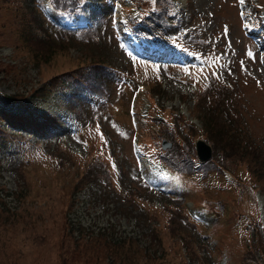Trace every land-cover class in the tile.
Segmentation results:
<instances>
[{
  "label": "rangeland",
  "instance_id": "374dc122",
  "mask_svg": "<svg viewBox=\"0 0 264 264\" xmlns=\"http://www.w3.org/2000/svg\"><path fill=\"white\" fill-rule=\"evenodd\" d=\"M142 1L146 2L145 12L153 10V0ZM164 1L167 0H160L159 3ZM120 2V0H117V5ZM261 2L264 3V0H261ZM89 4L87 9L98 10L100 12L99 17H105L108 13H111L110 6L105 0L100 2L89 1ZM134 4L135 2H133ZM174 4L178 11H181L185 16L188 15L185 4L186 7L188 4L190 13L193 15L192 20H190L192 32L194 30L195 32L198 31L202 34L203 39L213 41L214 45L222 46L225 53L238 61L235 65L238 86L235 88L233 99L241 114V133L258 147L257 153L259 156L255 158L263 170L262 180L264 182V51L247 37V28H245L240 17L241 4L239 0H175ZM160 8H163V6H160ZM130 11L132 14H136L135 10L131 9ZM128 14V10L121 8L118 10V20H126ZM37 23L40 24V19H37ZM178 27L182 28L183 25L177 24L170 27L173 29V34H176ZM124 30L123 33H126ZM0 33L2 34L0 36V69H4L0 72L1 111L18 114L19 108L12 103L9 96L17 93L27 95L51 76L66 70L68 67L70 68L71 65L74 67L79 62H87L92 57L108 62L115 68L123 67L133 75L129 76L136 78L135 80L138 79L137 81L140 80L144 84V91L139 94L137 99L140 103L142 102L141 109L149 105V100L152 98L160 106L158 108L176 110L183 119L194 122L193 135L189 138V144L193 151L195 141L202 139L212 148L211 159L214 164L221 163L219 155L213 154V147L206 141L207 136L203 133L199 111H202L206 104L203 101L197 106L198 98L194 99L192 97L196 93L192 91L198 85L196 83V86L189 85V79L191 81L196 79L197 83L201 81V78L205 79L206 72L188 69L186 72L189 74V79L187 78L188 83L185 84L170 79L174 76L175 71L178 72L171 67H148L145 64H143V67L138 65L136 67L133 64L132 67L129 58L121 50L112 30L109 33L113 46L108 45L109 48L104 44H82L79 42L67 47V45L57 41V45L64 47L62 53L58 52L51 55L49 63L35 65L30 60L31 50L20 49L22 42L18 35L20 32L8 33L6 36L5 27H0ZM189 39H192L191 34ZM41 44L36 43L35 46L38 47ZM250 51L254 52L251 53V56L249 55ZM217 62V57L213 56L209 65L216 67L220 64ZM126 65L128 66L124 67ZM112 70L117 71L116 69ZM112 70L110 68L111 72ZM163 70L167 72V76L164 75ZM242 72H245V74L250 73L253 79L245 77ZM187 73L185 75H188ZM137 81L131 83L133 90L127 87L118 92L117 89L116 93L110 96V102L98 111L100 124H94L91 126V130H87V132H84L85 135L81 134L79 138H74V132L77 130L76 123L71 122L59 110V105L62 103L60 95L57 93L51 95L45 103L38 100L32 101L31 106L37 113L50 114L62 121L61 132L63 134L61 140L63 143L60 147H51V150L47 151L45 156L29 155L31 145H19L17 143H13L7 152L0 155L1 164L4 168L0 184H5L12 193L18 191L16 195H12L6 200L7 206L12 210L15 209V211L0 210V227H6L7 229L5 232L0 231V243L8 244L2 250L4 254L2 256L11 258L15 264H54L55 249L56 252L61 251L62 248L67 247L69 241L74 243V238H77L76 235L75 237L71 233V226L75 231L79 227L86 228V230L94 233L104 232L107 243L131 238L136 243V250L142 252L149 264H152L150 263L152 261L158 263L163 258L172 260L173 258L169 259L171 253L175 255V264H183L180 257H186V248H183L182 243L191 245L190 240L195 239L194 234H198V231L199 235H203L208 243L207 248L209 251L206 250V254L202 256V260L207 256L209 257L207 264H247L244 245L248 234L245 232L244 226H247L249 213H252L253 209L250 208L247 211L249 207L245 206V196L241 204L237 203V209H235L232 207V192H214L219 189L218 185L221 183V180L216 179L219 177H213L216 172L210 174L207 191L197 192L194 188L187 193L181 210L185 219L186 209H188L186 202L191 203V208L207 209L208 215L212 217L210 225L202 226L189 219L197 225L194 233L192 228L187 225L188 223L184 222V226L182 222H179L180 231L178 235L183 236V239L179 236H171L166 230V220L171 216L165 212V205H162L156 197L147 194L145 191H138L141 189L135 184L139 180L131 153L132 135L125 137L123 135L125 130L122 133L123 128L128 129L129 127L131 129L127 115V97H130V93L136 91L135 89L139 85ZM157 84L161 85L159 90L156 87ZM108 87L104 88L103 92ZM88 108V105L85 106V110H88ZM3 126L8 127L5 123H3ZM230 126L231 130L236 133L235 128L232 125ZM98 127L103 128L110 140L105 139L106 141L103 144L101 142L102 147L104 145L108 147V144H110L118 157L123 178V180L121 179L122 184L118 187L110 182L107 187H111L107 188L88 182L87 186L77 191L79 176H86L84 172L86 169L85 152L87 147L94 149L97 154L100 151V139L97 135ZM224 127L226 126L220 123L212 129L214 131L222 128L227 129ZM9 130L14 131L11 127H9ZM155 136L158 138L159 135L155 134ZM81 137L86 142L82 143L80 141ZM149 139L153 140L150 136ZM177 139L175 136L174 144ZM160 140L162 139L155 141ZM49 141L47 138L41 140L40 147L44 149ZM218 145L221 144L218 143ZM229 147L236 150L237 147H240V144H230ZM15 151L17 153L13 156ZM216 151L219 154L217 147ZM236 152L238 153V150L233 151V153ZM25 154H27V158ZM21 158L25 161L23 162ZM101 162L104 163L106 169L109 168L103 157H101ZM21 163L23 165L20 166ZM224 164L229 165L228 168L230 169L235 166V164ZM11 167H16L13 170L18 169V171H11ZM224 170H226L224 167L220 170L221 174ZM242 171L243 169H238L237 173L243 175ZM86 172L90 173L91 169L86 170ZM145 174L147 175V173ZM229 174L232 177L235 176L230 172ZM246 184L251 186L254 191L255 204L257 203V218L263 222L264 229V189L259 185L254 188L250 177L247 179ZM124 185H130L143 194L139 198H135L136 201H134V198L130 201H124V197H122ZM252 198L247 203L250 207L253 206ZM211 201L223 205L225 207L224 211H218L217 205ZM156 202H159V204ZM241 205L243 211L240 213L238 208ZM230 207H232V212H230ZM149 212L153 217L157 216L159 220H153V223H151V220L147 219L145 214ZM167 212L169 213V211ZM254 247H257V244L251 246L252 249H255ZM14 262L10 264H14Z\"/></svg>",
  "mask_w": 264,
  "mask_h": 264
},
{
  "label": "trees",
  "instance_id": "16d2710c",
  "mask_svg": "<svg viewBox=\"0 0 264 264\" xmlns=\"http://www.w3.org/2000/svg\"><path fill=\"white\" fill-rule=\"evenodd\" d=\"M105 1H107L109 5L112 4V0ZM133 1L140 7L143 16L142 24L130 20L129 25L132 27L133 32L148 37L161 34L171 36L169 33L171 25L174 22H180L179 16L174 10L173 0H167L161 3H159L160 0H155V3H153V10L149 12L146 11L147 13L145 12L146 2L142 0ZM49 2L54 11L60 14V16H62L61 19L64 21L71 20L72 22H78L88 20L91 17L94 24L87 30L70 32L62 29L45 15L43 12L42 0H0V27H5L6 36L8 33L15 34L20 32L18 33L22 41L20 49L27 51L31 50L30 60H32L35 65L49 63V61H51V55L58 52L62 53L64 47L57 45V41H60L63 45H67V47L73 46L76 42L82 44L92 43L95 45L104 44L107 47L108 45L113 46L109 31L112 30L116 36L117 34L112 19L110 18L109 20L103 16L99 17L98 15L100 12L96 9H90V12H88V0H49ZM124 6L129 9L130 4L124 3ZM160 6H163V8H160ZM27 16L28 18H26ZM191 18H193V15H190V20H192ZM37 19H40V24L37 23ZM13 27H15V29H13ZM180 32L181 30L175 34V37L183 39L193 46L204 48L202 51L207 52L215 48L212 44H208L207 40L203 39V36H200L198 33L191 34L192 39H189V37L181 36ZM1 35L0 33V36ZM36 43L42 44L36 47ZM130 62V65L133 67L134 63L132 61ZM234 63L233 60H224V66L219 70V73L214 76L209 74L205 83L198 88L197 93L193 96L194 99L198 98L197 106L203 101L206 104L202 111H199L203 133L207 136L206 141L213 147V154L219 155L221 163L216 165L211 159L209 162L201 164L198 170H194L193 160L195 153L189 144V138L193 135L192 132L194 131L193 126L188 124L176 110L167 109L166 111V116L173 122L171 128L161 125L160 131L155 133L141 127V132L144 139L147 142L152 141L151 143L156 144L159 150L160 141L163 139L167 141L170 140L169 142L172 143V148L168 151H160V159L167 167H172L180 173L192 175L198 172L205 178L211 173L216 172L215 175L221 176L220 170L224 167L231 174H235L231 185H227L223 182L219 189L214 192H232V207L235 209H237V203L241 204L245 196V206L250 209L252 207L247 203L251 197H253L252 200L254 203V191L251 186H247L246 182H243L242 175L239 174L240 171L237 173V170L243 169V176L247 179L249 177L252 179L254 188H256V185H259L264 189V182L262 180L263 170L256 160L257 156H259L257 153V145L252 144V141L241 133V114L233 99L235 88L238 86ZM127 66L128 65L124 67ZM110 68L112 70L115 67H112L108 62L90 57L87 62H79L74 67L71 65L70 68L68 67L66 70L46 79L39 87L32 90L27 95L24 93H17L13 96H9V99L15 106L22 107L26 112L19 113V115L11 112H1V120L7 121L9 124L17 127H22L25 131H21L19 134H12L0 127V151L8 143L14 142L19 145H31L29 155L36 154L35 156H45V153L51 150V147H60L62 145L63 142L61 138L52 142L55 139L54 137L58 136L61 121L50 115H39L31 109L29 105L30 99L33 98L46 101L48 97L59 88L64 89L68 93V95L64 97V102L60 105V110L67 118L79 123L85 132L91 130V126L94 124H100L98 121V111L110 102V96L114 95L117 89L119 92L121 89L127 88L126 83L123 82L120 75L113 70L111 72ZM117 69L128 73V70L121 66H119V68L117 67ZM3 70L4 69H0V72ZM242 74L249 79H253L250 73L245 74V72H242ZM108 85L110 86L108 87ZM106 87H108L107 90L103 92V89ZM156 87H158L159 90L161 85L157 84ZM129 100L130 97H127L128 104ZM81 103L84 105L83 107ZM87 105L89 108L85 110V106ZM220 123L224 124L226 126L224 128L227 129L222 128L216 130L217 132L214 131L212 128L215 126L217 127ZM228 124L235 128L236 133L231 130L230 125L227 126ZM130 127L131 129L128 127L129 131L127 128L122 129V133L123 130H125L123 133L125 137H129L133 133L131 124ZM25 132H27L28 135H25ZM101 134L103 135V139L101 138ZM155 134L159 135L158 138ZM175 134L183 139L181 147L174 144ZM43 135H50V137H52L44 149L40 147V136ZM82 135L85 134L82 133ZM97 135L100 139V151L97 154L94 149L87 147L85 152L86 169L84 172L86 176H79L77 182L78 186L76 187L77 191L87 186L90 182L101 187H107L110 182L114 185H116V182L120 185L122 184L123 178L121 176V169L119 168L118 157L115 155L110 144H108V147L105 145L102 147V144L106 141L105 139L110 141L102 127L97 128ZM149 136L153 140H150ZM79 137L80 136L77 138ZM158 139L162 140L155 141ZM80 141L82 143L86 142L82 137ZM218 143L221 145H218ZM230 144H240V147L234 150L229 147ZM216 147L219 154L216 151ZM237 150L238 153H233V151ZM25 157L27 158V154H25ZM101 157L107 162L109 166L108 169H106L104 163L101 162ZM21 159L23 162L25 161V159ZM22 163L20 166L23 165ZM224 163H229L230 165L235 164V166L233 169H230L228 168L229 165H225ZM116 164L118 165V168L116 166L117 172H115ZM1 169L0 161V172ZM90 169V173L86 172V170ZM12 171L17 172L18 169ZM135 184L141 189L138 191H145L147 194L153 196V193L144 187L140 180ZM208 185V183L203 185L200 192L207 191L209 188ZM122 190L124 201H130V199L132 200L133 198L134 201H136L137 199L135 198H139L140 195L143 194L130 185H124ZM159 201L162 205H165V212L171 216L167 218L165 223V228L171 236H179L183 239V236L178 235L180 231L178 227L179 222H182L184 226V222L186 224L188 223L187 225L192 228L195 233L197 225L192 223L187 216H185L184 219L181 213V203L175 201L171 202L161 196L159 197ZM213 203L217 205L218 211H224L225 207H223V205H218L219 203L217 202ZM232 207H230V212H232ZM0 210L4 211L3 209ZM167 211H169V213ZM238 211L240 213L243 211L242 205L238 208ZM145 214L147 219L151 220V223H153V220L157 221L158 219L157 216L153 217L150 212ZM255 218L256 217H254V219ZM70 228L73 234L74 229L71 226ZM0 231L5 232L7 229L6 227H0ZM245 232L248 234V238L245 239L244 245L246 263L260 264L261 262V264H264V230L257 226L255 229L247 228ZM197 233L198 234H194L195 239L190 240L191 245L185 244L184 242L182 243L184 245L183 248H186V257H180V261L183 262V264H185V262H187V264L208 263V256L202 260V256L206 254V250L207 252L209 251L207 248L208 243L202 235H199L198 231ZM190 238L192 239L193 237ZM234 239L236 240L235 237ZM256 244L257 247L252 249L251 246ZM6 245L8 246V244L0 243V264H10L14 262L11 258L2 256L4 255L2 250H4ZM135 245L136 243H134L131 238L107 243L104 232L95 234L94 232H88L80 228L79 238H74V243L69 241L67 247L62 248L61 251L56 252L55 249L54 264H149L142 252L136 250ZM169 259L172 260L163 258L162 261L158 263H155V261L150 263L175 264L176 259L174 254L171 253Z\"/></svg>",
  "mask_w": 264,
  "mask_h": 264
},
{
  "label": "water",
  "instance_id": "95a60500",
  "mask_svg": "<svg viewBox=\"0 0 264 264\" xmlns=\"http://www.w3.org/2000/svg\"><path fill=\"white\" fill-rule=\"evenodd\" d=\"M197 154L201 161H206L210 159L211 157V149L205 142L198 141L197 142Z\"/></svg>",
  "mask_w": 264,
  "mask_h": 264
},
{
  "label": "snow or ice",
  "instance_id": "6c2138e0",
  "mask_svg": "<svg viewBox=\"0 0 264 264\" xmlns=\"http://www.w3.org/2000/svg\"><path fill=\"white\" fill-rule=\"evenodd\" d=\"M240 4H244L245 0H239ZM153 3H155V0H153ZM249 55L251 56V52H249ZM215 59V58H214ZM222 67V66H221ZM219 78V77H218ZM101 138L103 139V135L101 134Z\"/></svg>",
  "mask_w": 264,
  "mask_h": 264
}]
</instances>
